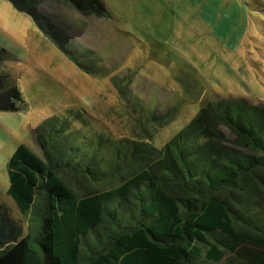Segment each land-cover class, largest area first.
I'll use <instances>...</instances> for the list:
<instances>
[{
    "label": "trees",
    "instance_id": "1",
    "mask_svg": "<svg viewBox=\"0 0 264 264\" xmlns=\"http://www.w3.org/2000/svg\"><path fill=\"white\" fill-rule=\"evenodd\" d=\"M7 1L80 71L110 75L93 51L38 11L44 0ZM57 1L83 15H107L99 0ZM5 57L0 49V62ZM182 73L178 81L191 89V76ZM134 77L109 82L141 140L87 135L75 126L81 115L69 109L34 129L42 157L16 147L7 194L28 216L29 232L21 237L3 209L0 264H217L226 257L264 264V105L204 100L157 147L156 130L180 107L149 108L130 88ZM3 82L0 111L28 109L19 88Z\"/></svg>",
    "mask_w": 264,
    "mask_h": 264
},
{
    "label": "rangeland",
    "instance_id": "2",
    "mask_svg": "<svg viewBox=\"0 0 264 264\" xmlns=\"http://www.w3.org/2000/svg\"><path fill=\"white\" fill-rule=\"evenodd\" d=\"M99 2L107 15H83L57 0H44L37 9L93 51L110 73L107 78L80 71L29 16L0 0V49L6 52L0 77L5 88L18 87L28 105L19 112L0 111V221L7 210L21 237L29 232L28 216L7 194V163L19 144L42 157L33 133L44 119L71 109L81 115L76 128L87 135L141 140L109 77L133 72L130 88L149 108L180 107L174 121L156 130L157 147L187 124L204 100L242 98L264 105V0ZM183 71L191 76V89L190 82L178 81ZM217 264L239 263L226 257Z\"/></svg>",
    "mask_w": 264,
    "mask_h": 264
}]
</instances>
